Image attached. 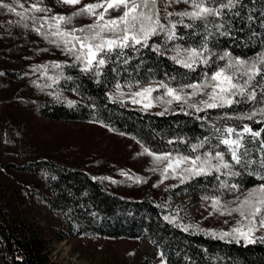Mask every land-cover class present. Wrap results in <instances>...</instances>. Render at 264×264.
I'll return each instance as SVG.
<instances>
[{
    "label": "trees",
    "instance_id": "trees-1",
    "mask_svg": "<svg viewBox=\"0 0 264 264\" xmlns=\"http://www.w3.org/2000/svg\"><path fill=\"white\" fill-rule=\"evenodd\" d=\"M179 1L176 4L158 0L161 23L168 27L176 23L177 39L169 40L167 34L161 33L150 38L148 47L137 45L135 50L125 49L119 57L113 53L105 65L82 71L84 65L76 62L63 45L54 42L56 38L50 35L53 29L49 28V24L55 23L52 17L71 16L80 7L58 14V1L40 0L37 6L48 11L35 12L27 0H0L23 13L21 17L0 7V86L7 92L4 99L10 106L31 107L36 114L52 120L101 123L136 139L150 151L179 150L188 154L190 144L212 135L211 124L218 117L225 112L234 116L253 106L236 105L234 109H208L199 113L186 103L179 108L167 107L164 103L166 107L161 110L144 109L113 97L110 90L117 85L149 81L170 87L201 82L204 72L211 69L199 64L192 71L173 57L178 55V47L199 48L205 37L208 47L217 55L229 51L235 57L251 60L264 53V0H240L231 12L225 10L222 17L209 16L206 20L176 15L191 11L189 4ZM165 12L173 15L165 19ZM236 12L239 14L235 15ZM33 17L39 19L33 22ZM181 19L183 23H178ZM92 22L88 17H76L66 27L79 28ZM220 24H224L223 29L218 27ZM229 28L228 34H223ZM45 34H49L47 39ZM179 55L182 57L184 53L181 51ZM256 91L259 99L260 89ZM165 92L160 85L154 91L166 101L169 98ZM261 106L264 105H255ZM161 112L164 114L159 115ZM197 116L209 119L200 120ZM261 119L264 118L256 117ZM227 123H248L253 130L264 127V123L247 120ZM260 139H264V133L256 141L250 137L245 140V146L251 150L250 159L259 161L264 157V152L258 150ZM169 140L176 143L169 144ZM212 143L217 141L213 139ZM220 148L226 151L223 145ZM206 149L207 145L199 151ZM6 166L32 175L29 192L52 215L55 222H49L48 227L58 239L79 235L144 237L158 247L164 264H264V241L260 239L264 234L248 243L232 233V228H207L187 213L179 198L182 193L192 192L197 199L216 198L223 205L264 183L249 174L264 172L258 164L247 170L235 166L234 170L241 173L237 177L213 172L188 178L183 183L179 175L174 178L170 174L165 178L158 167L160 176L140 195L117 188L120 183H127L125 179L100 176L82 165L49 154L34 155L29 151L21 159L0 161V170ZM222 182L238 184L240 191L222 187ZM155 187L160 189L157 195ZM6 188L0 184V264H59L49 257L44 227L22 212L13 198L15 188L11 192ZM223 233L232 234L221 238ZM137 264L157 263L144 256Z\"/></svg>",
    "mask_w": 264,
    "mask_h": 264
},
{
    "label": "snow or ice",
    "instance_id": "snow-or-ice-1",
    "mask_svg": "<svg viewBox=\"0 0 264 264\" xmlns=\"http://www.w3.org/2000/svg\"><path fill=\"white\" fill-rule=\"evenodd\" d=\"M61 2L75 6L81 4L82 0H61ZM183 2L190 5L191 11L180 12L176 15L181 18L188 17L191 20H206L209 16L222 17L225 10L231 12L240 0H183ZM0 7L23 17V13L17 12L16 8L10 4L0 3ZM20 7L24 6L21 4ZM32 9L35 12L48 11L36 4L32 5ZM171 15L173 13L165 12V19ZM76 17H88L93 22L79 28L66 27L71 25ZM32 19L36 22L39 18L33 17ZM52 20L55 23L49 24V28L53 29L50 35L56 38L54 42L63 45L64 49L73 55L76 62L84 65L82 71H91L93 68L98 69L105 65L111 60L113 53L119 57L124 55L125 49L135 50L137 45L148 47L150 38L161 33L167 34L169 40L177 39L175 32L177 24L171 23L168 27L161 23L158 0H94V2L83 4V7L73 12L71 16H54ZM178 23H183V20L181 19ZM188 26L191 27V25ZM42 27L43 24H41ZM218 27L223 29L224 24ZM229 31L230 28L225 29L223 34L227 35ZM48 35L45 34L46 39ZM211 35L212 33L209 32L208 36ZM181 51L184 53L182 57L179 55ZM177 52L178 55L173 59L183 67L195 71L196 65L203 64L211 71L204 72L201 82L184 84L179 88L161 83L160 87L166 90L165 95L169 98L165 103L171 105L173 102H183L197 113L206 112L208 109H234L236 105H252L253 107L234 116L225 112L218 117L211 124L212 135L190 144L188 154L181 153L179 150L155 152L147 147L144 149L145 153L153 157L165 178H168L170 174L174 178L179 175L182 183L188 178L211 175L213 172L237 177L241 174L234 170L237 165L247 170L258 164L260 169H264V157H261L259 161L250 159L251 150L245 146L247 138L250 137L251 141L259 139L264 133V127L253 130L248 123L239 125L227 123L232 120L264 123V119L256 120L257 116L264 118V106L255 107L256 104L264 105V53H260L251 60L235 57L229 51L217 55L208 47L207 37L199 48L180 49L178 47ZM221 61L223 64L220 63ZM54 66L60 67V65ZM119 87L117 85L118 89ZM257 88L261 93L259 99ZM185 89L192 91L186 94ZM153 91V88L146 87L133 93L134 97L141 99H134L132 102H143L144 108L151 107V101L147 98ZM197 95L206 96V99L200 100L198 104L188 103L190 97ZM158 114L163 115L164 113ZM197 119L206 121L209 118L197 116ZM213 139L217 143L213 144ZM179 142L187 143L184 140ZM168 143L174 144L176 141L169 140ZM259 143L258 150L264 152V139H260ZM206 145L207 149L200 152L199 150L205 149ZM221 145L226 151L221 150ZM192 153L196 154L192 155ZM249 174L264 180V172L253 171ZM221 186L240 191L238 184L222 182ZM242 195L243 199L237 198L236 206L229 208L227 214L231 215L235 212L243 218L240 222L241 226L233 228L232 233L248 243H253L252 234L258 230V227L264 228V183L247 190ZM212 207L221 210L224 205L219 199L213 198ZM221 214L225 213L221 211ZM232 233H223L221 238ZM260 239L264 241V237Z\"/></svg>",
    "mask_w": 264,
    "mask_h": 264
},
{
    "label": "rangeland",
    "instance_id": "rangeland-1",
    "mask_svg": "<svg viewBox=\"0 0 264 264\" xmlns=\"http://www.w3.org/2000/svg\"><path fill=\"white\" fill-rule=\"evenodd\" d=\"M27 1L31 5L40 3V0ZM56 1H58L56 2L58 14L94 2V0H82L81 4L71 6L65 5L61 0ZM168 1L180 3L177 0ZM1 83L0 81V85ZM159 85V82L155 81L123 84L119 85V89L116 86L110 90V94L144 108L143 102H132L134 99H141L132 94L146 87H151L155 91ZM154 91L147 98L151 101L152 106L149 107L151 109L161 110L166 106L179 108L183 104V102H173L171 105H166L163 102L165 100ZM191 91V89H185L186 94ZM5 94H7L6 89L0 86L1 162L21 159L29 151H32L34 155L49 154L82 165L100 176L125 179L127 183H120L117 188L135 195H140L151 188L154 180L160 176L153 157L145 153V146L136 139L116 132L101 123L72 119L52 120L36 114L31 107L10 106L4 99L7 98ZM202 99H206V96H192L188 103L198 104ZM32 180L31 174L21 173L7 166L5 170H0V184L6 186L8 192L15 188L13 198L18 202L22 212L44 227L49 241L47 249L52 260L59 264H137L140 258L149 256L157 264H164V257L160 250L144 237L79 235L58 239L56 235L50 233V227H48L49 222H55L52 215L45 205L29 192V184ZM155 189V194H159L160 189L158 187ZM188 196L196 202L191 210L184 200ZM179 198L187 213L207 228L233 229L241 226L240 222L243 218L238 213L233 212L229 215L227 212L229 208L236 206L237 198L243 199L242 194L234 200L225 201L221 210L212 207V199H197L194 194L191 196L190 192L180 194ZM27 200L30 201V205ZM221 211L225 214H221ZM262 234H264V228L258 227V230L252 234V238ZM145 240L153 248V253L142 248Z\"/></svg>",
    "mask_w": 264,
    "mask_h": 264
},
{
    "label": "bare ground",
    "instance_id": "bare-ground-1",
    "mask_svg": "<svg viewBox=\"0 0 264 264\" xmlns=\"http://www.w3.org/2000/svg\"><path fill=\"white\" fill-rule=\"evenodd\" d=\"M184 200H185L187 203H189L190 205H191L192 202H193V198L190 197V196L185 197ZM146 241H147V240H145L144 243L142 244V248L148 250L149 253H153V252H154L153 248L149 245V242H148V241L146 242ZM155 248H156V247H155ZM156 249H157V248H156Z\"/></svg>",
    "mask_w": 264,
    "mask_h": 264
},
{
    "label": "built area",
    "instance_id": "built-area-1",
    "mask_svg": "<svg viewBox=\"0 0 264 264\" xmlns=\"http://www.w3.org/2000/svg\"><path fill=\"white\" fill-rule=\"evenodd\" d=\"M191 193V196H193V193L192 192H190ZM195 200L193 199V202H192V204L190 205L189 203H187L188 204V207H189V209L191 210L192 209V207L195 205Z\"/></svg>",
    "mask_w": 264,
    "mask_h": 264
},
{
    "label": "water",
    "instance_id": "water-1",
    "mask_svg": "<svg viewBox=\"0 0 264 264\" xmlns=\"http://www.w3.org/2000/svg\"><path fill=\"white\" fill-rule=\"evenodd\" d=\"M148 240V239H147ZM156 248H158L157 246H155Z\"/></svg>",
    "mask_w": 264,
    "mask_h": 264
}]
</instances>
